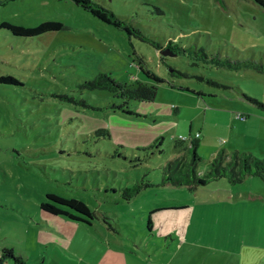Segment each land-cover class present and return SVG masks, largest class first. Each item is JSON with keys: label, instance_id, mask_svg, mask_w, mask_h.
Returning a JSON list of instances; mask_svg holds the SVG:
<instances>
[{"label": "rangeland", "instance_id": "1", "mask_svg": "<svg viewBox=\"0 0 264 264\" xmlns=\"http://www.w3.org/2000/svg\"><path fill=\"white\" fill-rule=\"evenodd\" d=\"M3 1L0 24L64 26L32 37L0 27V75L19 82L0 83V252L13 246L30 264H264V178L164 184L194 166L180 136L199 134L201 174L222 148L264 158V7L98 0L144 41L72 0ZM169 40L185 51L161 61L152 41ZM142 58L164 82L137 67ZM101 72L155 83L156 97L130 100L132 113L114 109L121 98L81 85ZM134 184L140 191L126 199ZM47 193L82 199L96 217L49 213Z\"/></svg>", "mask_w": 264, "mask_h": 264}, {"label": "trees", "instance_id": "2", "mask_svg": "<svg viewBox=\"0 0 264 264\" xmlns=\"http://www.w3.org/2000/svg\"><path fill=\"white\" fill-rule=\"evenodd\" d=\"M85 10L89 11L92 15L97 17L103 22L116 26L123 29L129 36H138L144 41H150L148 37L142 34L141 30L134 26L131 22L121 19L113 10L107 8L101 4L98 0H72ZM257 4L264 7V0H253ZM0 3H4L0 0ZM64 24L59 20L47 19L41 21L36 25H24L20 23H15L9 20H4L1 22L0 27L6 28L15 36L32 37L48 31L62 29ZM153 45L160 52L161 61L164 60L163 51L166 49L170 53L176 54L181 51V47L172 40L167 41L165 45L161 43L152 41ZM184 52L185 49H182ZM204 53V52H203ZM207 58V54L204 53ZM211 63H216L217 65H226V67L231 66V61L225 62L217 56L212 55L208 58ZM136 63L137 67L144 72V74L155 80L157 83L164 82V78L158 75L156 72L150 68L144 67V60ZM178 73L184 75L183 72L178 71ZM0 83H19L17 78L9 74L0 75ZM83 87L88 89H107L114 93L117 97L121 98L123 102L121 104H115L112 108L124 111L125 113H132L128 108V102L130 100H137L143 102L153 101L157 94V85L155 83H149L148 81L140 80L136 78L135 82L132 84L116 80L109 73H98L93 79L85 80L82 84ZM97 133L108 134L107 129H99ZM199 136L194 135L189 138L181 137L177 139L176 146L180 149L193 150L194 155L192 157V164L194 165L190 172H186V176L183 178L168 177L164 179V184H174V185H187L189 188H196L199 185H204L212 180H217L221 177H227L229 181L233 183H238L244 180L247 175H256L264 178V158H259L254 156L252 152L245 151L243 153L238 150H234L230 155L226 149L222 148L218 153L210 160L209 168L203 174L198 173L196 169V164L199 159L197 155ZM158 145L162 144V141L157 142ZM140 191V186L134 184L131 187H126L125 194L126 199L133 197L137 192ZM41 208L49 213L55 215L67 216L71 219L82 221L88 224L92 223V219L96 217V213L89 207V205L82 199L76 197H65L57 193H47L46 200L42 201ZM148 223H151V218L149 217ZM150 226V225H149ZM13 264H30L26 259L20 254L16 253L13 246H4L0 252V264H9L8 261Z\"/></svg>", "mask_w": 264, "mask_h": 264}, {"label": "crops", "instance_id": "3", "mask_svg": "<svg viewBox=\"0 0 264 264\" xmlns=\"http://www.w3.org/2000/svg\"><path fill=\"white\" fill-rule=\"evenodd\" d=\"M185 206H189V205H185ZM82 222V221H81ZM178 243V242H177ZM185 242H179L178 244H184ZM228 251V253H230V251L229 250H227ZM136 257H138V256H136ZM230 258V257H229ZM228 258V259H229ZM154 262H151V264H153ZM208 263H212V261H211V259H210V262H208ZM150 264V263H149ZM155 264H158V263H155Z\"/></svg>", "mask_w": 264, "mask_h": 264}, {"label": "water", "instance_id": "4", "mask_svg": "<svg viewBox=\"0 0 264 264\" xmlns=\"http://www.w3.org/2000/svg\"><path fill=\"white\" fill-rule=\"evenodd\" d=\"M163 53H164V54H169L170 52H169L168 50L165 49V50L163 51Z\"/></svg>", "mask_w": 264, "mask_h": 264}, {"label": "built area", "instance_id": "5", "mask_svg": "<svg viewBox=\"0 0 264 264\" xmlns=\"http://www.w3.org/2000/svg\"><path fill=\"white\" fill-rule=\"evenodd\" d=\"M197 136H199V134H196Z\"/></svg>", "mask_w": 264, "mask_h": 264}]
</instances>
